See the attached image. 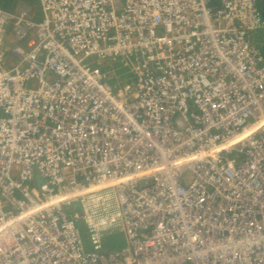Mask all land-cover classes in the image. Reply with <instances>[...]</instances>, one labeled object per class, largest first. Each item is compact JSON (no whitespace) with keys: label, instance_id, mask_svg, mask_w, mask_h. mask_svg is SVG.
<instances>
[{"label":"built area","instance_id":"built-area-1","mask_svg":"<svg viewBox=\"0 0 264 264\" xmlns=\"http://www.w3.org/2000/svg\"><path fill=\"white\" fill-rule=\"evenodd\" d=\"M263 2L0 4V264H264Z\"/></svg>","mask_w":264,"mask_h":264},{"label":"rangeland","instance_id":"rangeland-1","mask_svg":"<svg viewBox=\"0 0 264 264\" xmlns=\"http://www.w3.org/2000/svg\"><path fill=\"white\" fill-rule=\"evenodd\" d=\"M17 3H19L20 4V2H18V0H17ZM36 3H37V5L39 4V0H36ZM36 5V4H35ZM2 6H4L3 4H2ZM13 35V30L12 29H10V31H9V34H8V36H7V38H6V44H7V46L9 47V49H8V52L10 53V48L13 46V44L14 43H12V42H10V39H11V36ZM261 41H263V38H262V40ZM263 48H262V51H263V53H264V44H263V46H262ZM10 56L12 57V55H11V53H10ZM13 58V57H12ZM79 208V204L78 203H75L73 206H72V209H78ZM79 226H80V229H81V232H82V234L84 235V237H87L88 236V231H87V228H86V225L84 224V222L83 221H81V222H79ZM123 241H124V239H123V237L121 236V234H117V235H115L114 237H113V240H111V238L108 240V245H109V247H111V248H113V246L114 247H118V246H120L122 243H123Z\"/></svg>","mask_w":264,"mask_h":264},{"label":"trees","instance_id":"trees-1","mask_svg":"<svg viewBox=\"0 0 264 264\" xmlns=\"http://www.w3.org/2000/svg\"><path fill=\"white\" fill-rule=\"evenodd\" d=\"M18 2H20V4L17 3V0H0V4L1 5L3 4L4 5L3 7L11 11H18L19 8L24 4L30 5L33 9L34 18L40 17L39 5H37L36 0H18ZM261 7H262L261 12H262V15L264 16V2ZM257 33L264 34L263 32H257Z\"/></svg>","mask_w":264,"mask_h":264},{"label":"crops","instance_id":"crops-1","mask_svg":"<svg viewBox=\"0 0 264 264\" xmlns=\"http://www.w3.org/2000/svg\"><path fill=\"white\" fill-rule=\"evenodd\" d=\"M38 5H39V4H38ZM33 16H34V14H33ZM260 43H261V46H262V45H263V43H264V38H263V41H261Z\"/></svg>","mask_w":264,"mask_h":264}]
</instances>
